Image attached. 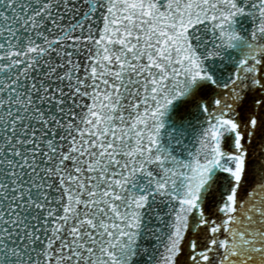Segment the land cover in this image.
Returning a JSON list of instances; mask_svg holds the SVG:
<instances>
[{
  "label": "snow or ice",
  "instance_id": "snow-or-ice-1",
  "mask_svg": "<svg viewBox=\"0 0 264 264\" xmlns=\"http://www.w3.org/2000/svg\"><path fill=\"white\" fill-rule=\"evenodd\" d=\"M0 264H264V0H0Z\"/></svg>",
  "mask_w": 264,
  "mask_h": 264
}]
</instances>
